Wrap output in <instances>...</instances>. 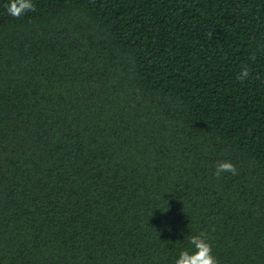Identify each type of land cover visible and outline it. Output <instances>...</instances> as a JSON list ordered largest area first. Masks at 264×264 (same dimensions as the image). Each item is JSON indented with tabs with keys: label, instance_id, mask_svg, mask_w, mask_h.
I'll use <instances>...</instances> for the list:
<instances>
[{
	"label": "trees",
	"instance_id": "16d2710c",
	"mask_svg": "<svg viewBox=\"0 0 264 264\" xmlns=\"http://www.w3.org/2000/svg\"><path fill=\"white\" fill-rule=\"evenodd\" d=\"M7 2L0 264H264V0Z\"/></svg>",
	"mask_w": 264,
	"mask_h": 264
},
{
	"label": "clouds",
	"instance_id": "9594fccd",
	"mask_svg": "<svg viewBox=\"0 0 264 264\" xmlns=\"http://www.w3.org/2000/svg\"><path fill=\"white\" fill-rule=\"evenodd\" d=\"M34 9L33 0H8L6 11L9 15L19 17L22 14ZM249 75L248 69L243 68L237 79L243 81ZM235 165L229 160L219 161L215 165V175L222 173L236 174ZM189 247L181 248L173 258V264H218L216 256L213 254L211 243L203 233L190 234L187 236Z\"/></svg>",
	"mask_w": 264,
	"mask_h": 264
}]
</instances>
